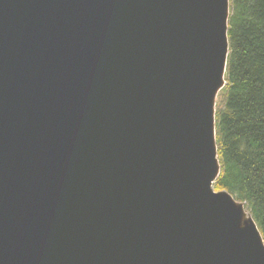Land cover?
Listing matches in <instances>:
<instances>
[{"label": "water", "instance_id": "water-1", "mask_svg": "<svg viewBox=\"0 0 264 264\" xmlns=\"http://www.w3.org/2000/svg\"><path fill=\"white\" fill-rule=\"evenodd\" d=\"M229 0H0V264H264L220 169Z\"/></svg>", "mask_w": 264, "mask_h": 264}, {"label": "trees", "instance_id": "trees-1", "mask_svg": "<svg viewBox=\"0 0 264 264\" xmlns=\"http://www.w3.org/2000/svg\"><path fill=\"white\" fill-rule=\"evenodd\" d=\"M226 85L215 131L220 174L213 187L244 203L264 243V0H229Z\"/></svg>", "mask_w": 264, "mask_h": 264}]
</instances>
